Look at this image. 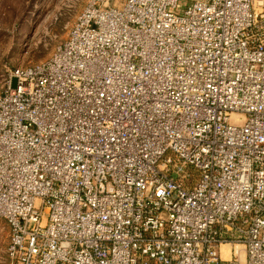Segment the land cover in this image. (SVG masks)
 Returning a JSON list of instances; mask_svg holds the SVG:
<instances>
[{
    "label": "built area",
    "instance_id": "built-area-1",
    "mask_svg": "<svg viewBox=\"0 0 264 264\" xmlns=\"http://www.w3.org/2000/svg\"><path fill=\"white\" fill-rule=\"evenodd\" d=\"M0 219L6 264H264V0H88L7 71Z\"/></svg>",
    "mask_w": 264,
    "mask_h": 264
},
{
    "label": "rangeland",
    "instance_id": "rangeland-1",
    "mask_svg": "<svg viewBox=\"0 0 264 264\" xmlns=\"http://www.w3.org/2000/svg\"><path fill=\"white\" fill-rule=\"evenodd\" d=\"M88 0H0V92L9 69L47 59ZM8 229L0 219V264H6ZM233 246V245H232ZM231 256L223 246L222 257Z\"/></svg>",
    "mask_w": 264,
    "mask_h": 264
}]
</instances>
